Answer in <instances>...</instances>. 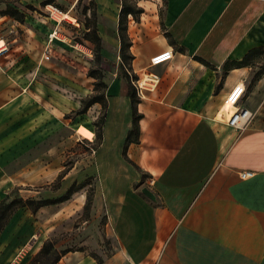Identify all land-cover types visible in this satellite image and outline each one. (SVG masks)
Segmentation results:
<instances>
[{
	"label": "crops",
	"instance_id": "obj_1",
	"mask_svg": "<svg viewBox=\"0 0 264 264\" xmlns=\"http://www.w3.org/2000/svg\"><path fill=\"white\" fill-rule=\"evenodd\" d=\"M94 2L100 18L118 19L120 0ZM135 2L141 12L132 34L128 15V73L140 118L131 142L125 78L113 72L104 80L105 109L94 103L78 113L93 79L75 65L73 49L56 41L55 52H44L38 37L48 27L40 14L5 23L13 36H0V208L23 205L0 226V264H32L50 230L85 205L84 192L59 200L78 184L73 175L89 168L79 169L76 159L64 171V156L78 152L81 140L96 142L102 114L90 163L93 199L104 206L115 250L101 262L68 252L55 264H264V113L236 130L227 124L233 108L224 103L243 84L238 106L257 109L246 95L247 66L224 67L264 49V0ZM167 50L169 61L150 63ZM242 171L252 175L241 178ZM141 174L147 184L139 187ZM59 178L61 195L45 196ZM40 200L49 202L27 204Z\"/></svg>",
	"mask_w": 264,
	"mask_h": 264
},
{
	"label": "rangeland",
	"instance_id": "obj_2",
	"mask_svg": "<svg viewBox=\"0 0 264 264\" xmlns=\"http://www.w3.org/2000/svg\"><path fill=\"white\" fill-rule=\"evenodd\" d=\"M120 2L119 13L123 6L134 11L139 9L135 0H120ZM8 7L17 8L23 13V18L16 20L20 23L25 22L30 15L40 14L42 16L48 28L39 35L38 40L42 43L44 52L47 54H50L51 50L55 52L56 41H62L66 50L73 49L77 55L74 59L75 65L87 77L93 79V92L84 99H88L92 95L103 96L105 90L104 80L111 76L113 72L125 78V69L129 67V60L124 59V53L119 50L121 46L118 33L119 13L118 19L112 23L108 19L99 17L94 0H0V36H3L7 42L11 40L13 33L9 32V28L5 26V23L15 20L8 15H3ZM54 10L58 11L59 17L53 12ZM59 11L65 14L64 18H60ZM139 15L140 13L131 14L132 20H134L133 23L130 20L129 29L131 34L136 29L135 22L139 20ZM72 21L76 25L72 24ZM128 22L127 15L124 21L126 28L124 39L130 43L127 32ZM49 28L54 30L49 31ZM54 31L57 34L54 35ZM2 43L3 41L0 40V45ZM8 49H10L9 46ZM62 56L64 60L69 58L65 52H62ZM247 68L249 74L246 79V95L253 96L257 107L255 111L251 110L253 113L252 121L255 116L262 117L264 113V49L252 55ZM79 131L86 137L91 136L90 131L83 127ZM134 136L132 135V138ZM95 145L96 142L89 144L81 140L78 152L73 150L72 155L66 154L64 156V171L69 170L76 159L79 160V169L87 166L89 168H84V172L73 175L75 182L78 181V184L73 183L70 186L71 188L62 190V197L68 199L76 192H84L88 205H84L72 216L65 218L53 227L48 235V242L52 243L56 253L61 252L64 255L68 252L80 251L101 262L104 257L110 256L114 252L115 243L108 234L109 229L106 225L104 206L101 201H94L93 199L97 175L96 173L93 174L90 163L92 161V149L95 148ZM141 175L139 187L147 184L145 175ZM59 181L60 178L47 186L44 190L47 194L45 196L53 197L56 193L57 195L60 194V192H56V188L60 185ZM15 195H17V191ZM52 210H54V205H49L46 214L49 215ZM53 257V254L48 256L47 264H51Z\"/></svg>",
	"mask_w": 264,
	"mask_h": 264
},
{
	"label": "trees",
	"instance_id": "obj_3",
	"mask_svg": "<svg viewBox=\"0 0 264 264\" xmlns=\"http://www.w3.org/2000/svg\"><path fill=\"white\" fill-rule=\"evenodd\" d=\"M140 12H141L140 8L138 9V11H134L133 9H131L129 7L123 6L120 9L119 20H118V33H119L120 42H121L120 52L124 53V55H123L124 59L129 60V65H128L129 67L125 69L126 70L125 80L127 82V92H128V95L130 96L131 103H132V128L130 129V131L127 135V139H126L127 142H131L134 139V138H132V135H135L134 137H136V135L138 133L137 122L140 118V115L136 112L135 104H136L137 99H136L135 91H133L132 85H131V81L133 79H135V77H134V75H131L128 73V71L130 70V57L131 56L129 54L130 43L125 41V39H124V36H125L124 33H125V29H126L124 26V21H125L127 15L134 14V13H140ZM3 15H8V16L14 18L15 20H21L23 18V13H21L17 8H14V7H8V9L3 13ZM259 50H260L259 48L252 49L241 60L232 61L228 65L226 64V66L224 67L225 70H229L232 67L238 68V67L248 66L250 58L252 57V55ZM91 76H93V75H91ZM94 103H100L102 109H105L106 102H105L104 95L103 96L92 95V96L88 97V99H83L82 100V107L78 110V113L84 112L90 105H92ZM103 118H104V115L102 114L98 118V120L96 121V127H97L96 142H99L101 139V125L103 122ZM64 199H66V197H61L59 200H64ZM48 202H49V200H40V201H37L35 203L33 201H27V204H29V205L34 204L35 206H40V205L48 203ZM16 204H22L23 205V202L19 201V200H14L11 203L0 208V226L3 223V220L5 219L6 215L10 212V210L13 207L16 206ZM87 205H88V203L86 201L85 206H87ZM51 254H53V256H54L51 264H55L57 262V260L60 258V256L62 255L61 252L56 253V250L52 246V243L48 242V240H47L46 242H44L40 251L37 253L35 258L33 259L32 264H47V258Z\"/></svg>",
	"mask_w": 264,
	"mask_h": 264
},
{
	"label": "built area",
	"instance_id": "obj_4",
	"mask_svg": "<svg viewBox=\"0 0 264 264\" xmlns=\"http://www.w3.org/2000/svg\"><path fill=\"white\" fill-rule=\"evenodd\" d=\"M172 58V51L167 50L162 53L156 54L150 59V63L152 65H157L166 61H169ZM246 91V87L243 84L235 85L227 94L224 103H229L233 108V111L227 117V124L236 129H243L248 125L251 121L253 113L250 109L245 107H239L238 104L241 101L244 93ZM252 173L250 171H242L240 173L241 178H246L251 176Z\"/></svg>",
	"mask_w": 264,
	"mask_h": 264
},
{
	"label": "water",
	"instance_id": "obj_5",
	"mask_svg": "<svg viewBox=\"0 0 264 264\" xmlns=\"http://www.w3.org/2000/svg\"><path fill=\"white\" fill-rule=\"evenodd\" d=\"M141 192L148 198L154 200L155 196L152 193V191H150V189H148L147 187H142Z\"/></svg>",
	"mask_w": 264,
	"mask_h": 264
},
{
	"label": "bare ground",
	"instance_id": "obj_6",
	"mask_svg": "<svg viewBox=\"0 0 264 264\" xmlns=\"http://www.w3.org/2000/svg\"><path fill=\"white\" fill-rule=\"evenodd\" d=\"M53 12L56 13L58 17L60 16L57 10H54ZM60 14H61V13H60ZM60 18H62V17H60ZM60 20H61V19H60Z\"/></svg>",
	"mask_w": 264,
	"mask_h": 264
}]
</instances>
